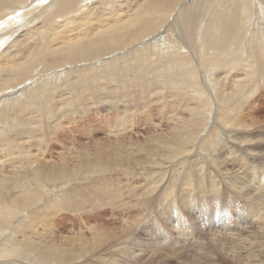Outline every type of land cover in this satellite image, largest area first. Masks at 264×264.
<instances>
[{
	"label": "bare ground",
	"instance_id": "6f19581e",
	"mask_svg": "<svg viewBox=\"0 0 264 264\" xmlns=\"http://www.w3.org/2000/svg\"><path fill=\"white\" fill-rule=\"evenodd\" d=\"M28 1L27 8L18 9L15 0L0 5V18L1 14L2 19L8 17L0 24V45L8 41L15 28L40 21L38 27L34 24L13 42L10 48L17 50L13 54L5 51L0 64V81L6 78L0 82V102L6 99L5 95L9 97L7 103L24 94L30 100L22 104L15 101L10 112L0 111V157L4 158L0 169L11 170L14 175L21 173L16 193L7 190L11 185L0 183V193L6 197L0 208V242H7L5 248L0 247V259H11L0 264H180L188 254V264H264V120L249 114L252 110L239 116L244 114L240 112L246 104L251 109L256 87L264 90V37L260 56L256 53L260 49L249 46L239 57L228 58L223 66L226 70L213 77V82L207 80L204 88L211 84L213 93L177 81L174 73L167 74L174 68L183 69L180 66L185 65L184 60L176 63V57L169 56L171 63L161 60L158 67L144 70L140 65L147 54L144 51L134 54L137 57L115 58L100 69H82L77 72L80 81L76 84L73 77H65V88L53 87L55 101L53 92L45 98L41 77L38 82L24 83L28 75L52 70L54 75L62 66L103 61L105 56L125 47H136L158 29L164 13L184 0H125L118 4L109 1L97 10L86 11L80 5L74 7L73 0H48V5L39 8L28 21L17 22L13 27L11 22L17 19L16 15L21 20L31 6L41 2ZM52 6L63 16L62 24L45 15ZM133 9L136 13L128 14ZM12 12L16 13L13 17L9 16ZM241 12L247 13V7ZM44 18L47 19L42 21ZM105 27L108 28L101 32ZM220 42L216 39V56H223L231 47L229 43L227 49H218ZM29 50L35 56L26 68H34L25 71L19 65L25 59L23 53ZM19 82L22 86L18 89L7 90ZM32 83L40 85V91L30 88ZM43 105L46 107L42 109ZM149 105L159 111L166 126L161 132L144 129L149 136L140 140L137 135L142 130L131 129L132 123L129 124L131 110H143ZM15 107L20 110L18 116ZM95 108L115 112L118 121L129 124V129L115 122L121 129H111L109 125V129L81 131L80 137L89 141L98 132L108 136L94 141L95 138L93 144L85 146L57 145L60 151L54 147L53 151L58 161H51L47 153L50 140L59 144L67 139L60 133L57 136L61 120L71 123L73 116ZM214 111L218 122L237 129H209L208 117ZM12 115L15 121L5 120ZM223 124L216 122V128ZM31 148H36L33 155ZM248 174L254 184L263 185V190L260 185H244ZM34 193L41 194L40 201ZM203 211L222 214L232 225L227 228L229 232L212 234L213 238L206 234L208 238L202 240L205 231L199 234L192 229L185 216L195 212L200 219ZM16 214L18 218L12 219ZM151 214L159 217L162 225L155 226L152 221L150 230L147 220ZM3 216L7 222L1 220ZM235 217L242 219L244 228L235 225ZM73 220L75 224L69 222ZM67 222L70 239L62 231L58 233L67 228ZM169 228L174 236L179 233L183 237L174 238Z\"/></svg>",
	"mask_w": 264,
	"mask_h": 264
},
{
	"label": "rangeland",
	"instance_id": "374dc122",
	"mask_svg": "<svg viewBox=\"0 0 264 264\" xmlns=\"http://www.w3.org/2000/svg\"><path fill=\"white\" fill-rule=\"evenodd\" d=\"M5 1L1 0L0 5H2V3ZM15 1H17L15 4L18 7V9L22 8L23 6L25 8H27L29 5L28 0H15ZM109 1L113 2L115 4H118V3H123L125 0H81V1L76 0V2L73 0V1H71V3H73L75 5V6L73 5L74 7H76V5H80L79 7H81V8L83 7L84 11H86L89 8L97 10V8L99 9V8L103 7L104 6L103 4H107ZM206 1L207 0H184L182 2H179V4L178 3L175 4L170 10H168L166 13L163 14V18H162L163 20L161 21L162 24L158 25V29L149 37L138 42V44H135L136 47L135 46L132 47L131 45L128 46L130 49L125 47L123 50L121 49L122 51L120 50V51L114 52L115 54L112 53L110 55L105 56V60H103V61L101 59V61L100 60L99 61H93L94 63L93 62L92 63H86V65L80 63V64H75V65L62 66L61 67L62 73L58 74L59 71H61V69L59 71L56 70V73H54L55 76L51 74V72L53 70L52 71H40L39 73H36V74L31 73V74H29L30 76L28 75L29 80L26 79L28 81L25 80L24 83H28L29 81L30 82H32V81L38 82L40 79L39 77H41L43 79V84L46 87V89L41 88V91L45 94V98L48 96V93L53 92L52 98L55 101H57V98L54 97V95H57V94H55L56 88H53V87L59 86V87H57L59 89L65 88V86H66L65 82H66L67 77L68 78L73 77L74 78L73 83L76 84L78 81H80V79H78L76 77L77 72H79L82 69L90 68V67H92V69H94L95 66L97 69H100L101 67H103V63H105V66H107V64H109L111 62V60L114 61L121 56H122V58L123 57L124 58L132 57V56L137 57V55H134V54H140V52L147 51V54H145V60H143L142 63L140 64L144 70H147L148 69L147 67H149V68L158 67L159 66L158 64H160L162 62L161 60H166L164 62L168 63L169 62V59H168L169 56L176 57L177 58L176 63L178 62V60H180V61L184 60L185 65H181L180 67L183 69L185 68V70L174 68L172 71L171 70L167 71V74H173L174 73L177 81L182 82V83L186 82L188 84L191 83V85H196L200 89L202 88L201 89L202 91H205L208 93H210V92L213 93L212 92L213 86L210 84V87L208 89L207 88L205 89L204 88L205 83H207V80H209L210 83L213 82L212 81L213 77L215 78L217 74H221L222 72H224L226 69L223 66L225 63L227 64L229 62L228 60L230 58L239 57L238 54L242 50H245L246 48H248L249 46H252V45H253L252 47L255 46V50L261 48V47L259 48V46H262L263 41L261 39L264 37V0H216L214 2L215 4L211 3L210 5H208L209 3H206ZM222 1H223V3H222ZM216 3H218V4H216ZM45 5L46 6L48 5V0H41V2H39L38 6L36 4L34 6H31V4H30L31 7L29 6L30 8L27 12V15H25L24 18H22L21 20H20V18L18 19V15H16L17 19L13 20L11 22V24H13V27L14 26L16 27L15 23L28 21L27 20L28 17L35 14L36 11L40 10L39 8H42V6H45ZM120 5H123V4H120ZM54 6H52L51 9L49 10V13H46L45 15L46 16L48 15L47 17H53L55 19V21L57 20L56 22H58L59 24H62L63 21H62L61 17H63V16H61L58 13V11H57L58 9L55 8ZM244 7H247V13H245L246 15L241 12ZM32 9H34V10H32ZM123 9L127 10V6H124ZM129 13L135 14L136 13L135 9H133L131 12L128 11V14ZM12 14H13V12H12ZM12 14L9 16L13 17V16H15L16 13L13 15ZM63 14H64V12H62V15ZM2 17H3V15L1 14L0 24L2 22H6L7 18H8L7 17V18L2 19ZM46 19L47 18H44V19H42V21H44ZM39 22L40 21H38V23ZM38 23H36V24L34 23V24L38 27L39 26V25H37ZM34 24H30L29 26H26V27H23V25H22V26H19V28H15V31L8 38V41L3 43V45H0V64L3 62V57H2L3 53L5 51L9 54L12 52L15 53V50H17V48L12 46L11 48L14 49V51H13L10 48V46L13 44V42L19 40L23 34H26L27 32H29L33 28L32 26H34ZM256 27H257V29H256ZM107 28L108 27L103 28L101 30V32L103 30H106ZM239 30H240V32H238ZM180 39H181V41H180ZM216 39L221 41L218 49H221L222 47L224 49H227L228 47H230L229 43L231 45V47L228 48V50L225 53H223L224 57L222 55L216 56ZM110 40H113V39L111 38ZM107 41L109 42V40H107ZM110 43H112V42L110 41ZM168 46H170V47H168ZM200 50H202L201 53L199 52ZM214 50H215V52H214ZM249 50H252V48H250ZM262 50L263 49H260L258 51L256 50V53L258 56H260L262 54ZM30 51H32V50H29V51H26L23 53V56L25 57V59H23L22 63L19 65V67H21V66L24 67V68H22V70H24L27 67V65H29V63H31V61H34L33 59H34L35 54H34V52H30ZM149 53L153 54V57ZM214 53H215V57H213ZM232 54H233V56H232ZM223 58H225V59L222 60ZM169 63H171V62H169ZM214 66H217V67L214 68ZM190 67H191V69H193L192 71L189 69ZM29 68H34V67L33 66L28 67L25 69V71H27ZM18 69L19 68H17V70ZM14 72H16V70H14ZM5 75H6L5 73H2V76H5ZM49 75H50V77H49ZM9 76H11V75H9ZM12 77H15V75H12ZM54 77H56V78H54ZM65 77H66V79H64ZM5 80H6V78H4L0 82H5ZM204 81H206V82H204ZM17 84H15V85L10 84L12 87L11 86L8 87L7 90L11 91L12 89H16V88L18 89L20 86H22V82H21V84L19 82L18 86H17ZM61 85H63V86H61ZM29 87L30 88L32 87V89L38 88L40 91V85H37L36 83H32V85H30ZM32 89H30V90H32ZM30 90L28 89V92ZM43 90H45V91H43ZM49 90H51V91H49ZM76 90H77V88H76ZM255 90L256 91L258 90V91L256 93L257 95H256V98H255L253 104L250 106L251 109L250 108L247 109L248 104H246V106L243 105L244 106V108L242 110L243 112H240V113H244V114H240L239 116H244L247 112L252 110V111H250L249 114L252 113L254 118H256V119H257V115H258V120L262 116L261 118H262V120H264V116H263L264 115V90L261 87H260V89L258 87H256ZM4 91H6V90H4ZM0 92H2V91H0ZM28 92L26 94H28ZM6 93L8 94L7 91H6ZM21 96H24V97H18L17 99H15V101H17L18 103H21V104H22V102L23 103L30 102V100L26 98L25 94L21 95ZM5 97H6V99H4L3 102H0V105H1L0 111L4 110L6 113V112H10L11 109H13V104H17V102L13 101L12 103H7L9 97H8V95H5ZM65 97H67V96H65ZM13 98L14 97H12L11 99H13ZM52 102H54V101H52ZM123 102H125L124 99H123ZM44 106L45 105H43L42 109L44 108ZM94 107H96V106H94ZM95 109L96 110H93V111H98L97 113L96 112L93 113V111H91V112H87L86 114L79 113L78 115L73 116L74 119L71 120V123H68V121L65 122V120H61L62 121L61 122L62 127H61V129L58 130L57 136L59 137L60 135L63 134V135H65V137L67 136V139L64 142H62V141L59 142V144H58V141H57V143H53L54 141L52 142V140H50V145H49V148L47 150V153L51 155L50 156L52 159L51 161H55V162L58 161V158H57L58 156L56 157V155L53 151L54 148L55 149L60 148L59 146L57 147V145H60V146L63 145L64 147H67V148H70L73 146L74 147L75 146H83V145L85 146L86 144L87 145L93 144V140L95 138L96 139L94 141L99 140L100 138H101L100 140H102V139H104V137L108 136V134H106V133L104 134L102 132H98L96 134V137H93L94 139L93 140L91 139L92 141H89L84 136L80 137L81 133H82L81 131H85L87 129H109V125L112 127L111 129H121V128L129 129V126H130L129 124L132 123L131 129H138V131L142 130V131H139V133H141V135L140 134L137 135L138 136L137 138H140V140H143V138H146L149 136V134H146L147 132L144 129H157L156 132H161L162 130H160V129H165V126H166V123L162 122L163 117L159 115V111H157V109L153 105H149L147 108H145L143 110L137 109V108L135 110L132 109L131 110V111H133L132 115H131L132 116L131 117L132 122H129V124H122L120 121H118L119 119H117L115 112H113V113L111 111L110 112H108V111L103 112L100 109H97V108H95ZM15 110H17L16 111L17 116L20 115V110L17 107H15ZM254 110H255V112H254ZM217 114L214 111L212 114L209 115V117H208L209 129H237L234 127L233 124H232L233 125V127H232V126H229L228 124H223V123L218 122L219 119H218V117H216ZM14 116L15 115H12L10 118H8V119L6 118L5 120L11 122V119H12L13 121H15L16 119L14 118ZM160 117H162V118H160ZM261 118H260V120H261ZM242 119H247V118L242 117ZM115 122L118 125H120L121 128H120V126L115 124ZM216 122L218 123V125L223 124V126H221V127L219 126L218 128H216ZM111 123H114V124H111ZM144 123H146V124H144ZM1 129L2 128H0V131H1ZM64 130H66V131H64ZM61 131L62 132L64 131V132L62 133ZM58 133H60V135ZM68 145H69V147H68ZM214 145H216V139H215ZM30 150L31 151H29V152L33 155V153H35L36 148H31ZM59 151H60V149H59ZM2 160H4V158L0 157V165H1V163H3ZM0 173H1L0 174V178H1L0 183H6L7 185H11V186H8L9 189H7V190H10L9 193H11V192L16 193V188L19 187V183L17 181V178H18V175H20L21 173L19 174V172H18V174L14 175L15 173L12 172L11 170H8V169H4V170L0 169ZM239 174L242 175V173H239ZM6 176L9 177L10 180L7 178H4ZM251 176H252L251 174L247 175V178H245V180H244V182H245L244 185H246L247 183L248 184L251 183L250 184L251 187H258L260 185V183L257 185H256V183L254 184L252 182ZM255 177H257V176H255ZM260 177H262V176H259L258 179L262 181V178L260 179ZM7 185H6V187H7ZM260 186H262L261 190H263V185H260ZM32 187L34 188L36 186L32 185ZM41 188L43 189V186ZM18 194H19V191L17 192V195ZM34 194H36V193H34ZM1 195H2V197H1ZM40 195L41 194L38 193V195L36 194V197L40 198ZM0 197L2 198V200L0 201V208H2L5 205L4 200L6 199V197L4 196V194H2V192L0 193ZM39 198H38V200L40 201L41 198L40 199ZM194 210H195V208H194ZM194 210L190 209V212H193ZM205 210H206V207H205ZM221 212H223V210ZM19 214L21 215L22 212H20ZM19 214L13 215L12 219H15V217ZM62 214L66 215L67 213H62ZM0 216H2V215L0 214ZM66 216H68V214ZM174 216H175V214H173V217ZM208 216H210L211 220L208 219ZM151 217H153V218H151ZM2 218L3 219H1V220L3 222H7V220L4 219V216ZM16 218H18V217H16ZM199 218L200 219H198L195 212L192 213V215H190L189 217L185 216L186 223H188V226H190L192 229L196 230L197 232L205 231L204 233L202 232V235H201L202 240L207 239L208 238L207 236H209V235H211V238H213L212 234H216V235L217 234L221 235L222 233L227 234L229 232L227 228L232 227V225L229 224L227 222V220L225 219V217L222 214H220L218 211H216V214L214 212L210 214V213H207L206 211L205 212L203 211L202 215H200ZM158 219H159V217L156 218V215H154V214L153 215L151 214L149 216V219L147 220V225H148V227L150 226L149 227L150 230H151V225H153L151 223L152 221H154V225L155 224L156 225H162L160 220L158 222ZM246 219L248 221V218H246ZM246 219H244V220H246ZM234 220H235V225L237 227H239V228L245 227V226H243L244 224L241 225L242 219L239 220L238 218L235 217ZM203 221H205L204 224H203ZM213 221H214V223H213ZM69 222L74 223V224L76 223L75 220L69 221ZM9 226H11V224L8 225V228L11 229L12 227H9ZM65 227H67V228L66 229L63 228V230L61 229L58 233H60L62 231L61 234L64 235V237H67L68 239H70L69 237H71L72 233L69 230L70 226H69L68 222L66 223ZM222 228L223 229L225 228V230H223ZM186 231L187 230H185L184 232H186ZM168 232L172 233V229L169 228ZM200 232H199V234H200ZM206 234H208V235L206 236ZM172 235L174 238H176V237L182 238L183 237L179 233H177V235H179V236H176V235L174 236V232L172 233ZM159 237H158V239H159ZM200 240H198V243ZM4 242L5 241L0 242L1 243L0 247L5 248V246H7V242H5V243ZM170 243H172V241L169 242V244ZM2 244H4V246ZM183 244H185V246H187L186 243L183 242ZM184 251H185V253H187L185 249H184ZM187 251H190V249L189 250L187 249ZM189 256H190V254H188V257H185L183 260H181L180 264H188L189 260H190ZM5 260L10 261L11 259H9V258H7V259L4 258L3 260L0 259V262L1 261L6 262ZM250 260H251V258L249 259V261ZM148 262L149 261H143L142 264H147ZM251 263L253 264V262H251ZM12 264H18V262H14ZM24 264H27V263L25 262ZM148 264H150V263H148Z\"/></svg>",
	"mask_w": 264,
	"mask_h": 264
}]
</instances>
